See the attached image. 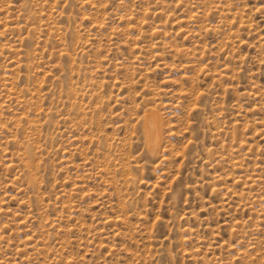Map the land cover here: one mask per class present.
I'll list each match as a JSON object with an SVG mask.
<instances>
[{
    "label": "rangeland",
    "instance_id": "obj_1",
    "mask_svg": "<svg viewBox=\"0 0 264 264\" xmlns=\"http://www.w3.org/2000/svg\"><path fill=\"white\" fill-rule=\"evenodd\" d=\"M0 264H264V0H0Z\"/></svg>",
    "mask_w": 264,
    "mask_h": 264
},
{
    "label": "bare ground",
    "instance_id": "obj_2",
    "mask_svg": "<svg viewBox=\"0 0 264 264\" xmlns=\"http://www.w3.org/2000/svg\"><path fill=\"white\" fill-rule=\"evenodd\" d=\"M150 118H151V116H150ZM154 119H156L155 117H154ZM153 118H151L150 120H148V121H146L147 123H146V130H147V132H145L147 135H148V137H147V139L149 138V140H150V142H151V144L154 142V140H156V138H157V135H156V138L154 139V135L155 134H153V133H155V132H157V130L155 131V129H157V128H155L156 127V124H155V122H156V120H154ZM145 124V123H144ZM145 130V129H144ZM145 130V131H146ZM158 139V138H157ZM157 141V140H156ZM149 142V141H148ZM155 143V142H154ZM150 144V143H149ZM151 146V145H150ZM154 146H155V144H154Z\"/></svg>",
    "mask_w": 264,
    "mask_h": 264
}]
</instances>
